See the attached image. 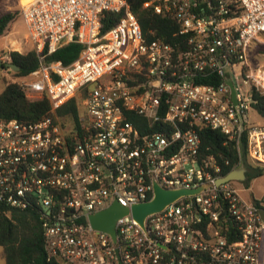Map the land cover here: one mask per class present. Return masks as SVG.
I'll return each mask as SVG.
<instances>
[{
  "label": "built area",
  "instance_id": "built-area-1",
  "mask_svg": "<svg viewBox=\"0 0 264 264\" xmlns=\"http://www.w3.org/2000/svg\"><path fill=\"white\" fill-rule=\"evenodd\" d=\"M144 7L176 20L182 41H149L127 0L22 3L41 65L20 85L32 101L47 95L51 114L0 123V204L37 210L47 255L61 264H264V204H247L235 181L217 185L221 168L201 153L204 129L239 150L246 133L250 158L264 167V125L249 120L253 89L263 94V85L246 71L264 33V0ZM106 12L122 18L103 33ZM73 42L84 46L75 62L45 63ZM75 98L78 121L60 118ZM155 183L204 189L148 215L144 227L131 211L120 217L116 242L93 228L91 216L116 201L129 209L152 201Z\"/></svg>",
  "mask_w": 264,
  "mask_h": 264
},
{
  "label": "trees",
  "instance_id": "trees-1",
  "mask_svg": "<svg viewBox=\"0 0 264 264\" xmlns=\"http://www.w3.org/2000/svg\"><path fill=\"white\" fill-rule=\"evenodd\" d=\"M150 0H127L131 12L137 17L144 36L149 41L162 40L177 45L182 38L177 35L179 23L171 17L156 14L153 9L145 8L144 4ZM17 14L9 13L0 18V32L13 22ZM122 18L121 14L106 12L102 16V32L106 33ZM84 46L73 42L65 45L49 55L45 63L61 62L70 65L75 62ZM8 61L18 68L15 71L17 78H26L40 68L41 61L33 49L27 53L10 51ZM2 63L3 69L7 68ZM12 70V69H10ZM253 109L264 118V94L253 89ZM51 114V104L47 95L41 100L32 101L27 98L25 89L19 83H6L0 93V123L3 121L20 120L36 122ZM57 114L62 119L78 121L79 110L77 99H72L61 107ZM132 122L144 121L140 118H131ZM201 153L214 156L221 168V175L226 176L242 166L247 170L246 181L243 183L249 188L253 180L264 176V167L249 161L248 134H244L240 150L235 141H229L225 135L211 129L201 132ZM242 156V159H240ZM261 206L259 200L253 201ZM39 213L35 209H14L0 204V247L3 248L5 264H61L49 259L46 251V240Z\"/></svg>",
  "mask_w": 264,
  "mask_h": 264
},
{
  "label": "rangeland",
  "instance_id": "rangeland-1",
  "mask_svg": "<svg viewBox=\"0 0 264 264\" xmlns=\"http://www.w3.org/2000/svg\"><path fill=\"white\" fill-rule=\"evenodd\" d=\"M23 0H0V18L6 14H17L16 19L11 22L3 33L0 32V57L10 51L27 53L33 50V43L30 40L26 22L22 16ZM247 62L253 79L260 80V86L264 94V33L259 34L248 50ZM22 78H17L15 71L0 69V93L4 90L6 83H22ZM248 88L247 85H245ZM249 120L255 125H264V118L257 111H249ZM249 161L253 163L249 156ZM244 169L242 166L236 170ZM233 186L238 189L240 197L247 203L259 200L264 204V176L253 180L248 188L243 182L235 181ZM0 264H5L3 248L0 247Z\"/></svg>",
  "mask_w": 264,
  "mask_h": 264
},
{
  "label": "water",
  "instance_id": "water-1",
  "mask_svg": "<svg viewBox=\"0 0 264 264\" xmlns=\"http://www.w3.org/2000/svg\"><path fill=\"white\" fill-rule=\"evenodd\" d=\"M5 66L7 68L12 69L13 71H18V68L11 63H6ZM1 68H2V64L0 63V69ZM228 85L231 88L233 102L236 105L237 93L234 84L230 80L228 81ZM246 172H247L246 169H239V170L235 169L232 172H230L228 175L219 179L217 181V185H221L233 181L244 182L247 179ZM203 189L204 187L195 190H185V189L167 190L161 188L157 183H155L154 185L155 196L152 201L134 205L131 209L127 207H123L116 201L108 209L93 214L90 218L91 224L93 228H95L96 230L109 233L112 236L113 240L116 242L117 241L116 222L120 217L127 215L131 211L134 216V219L142 227H144V221L148 215L161 212L166 206L175 202L177 199L187 195L198 194ZM260 215L264 219V210L260 211ZM117 254H119L118 250H117ZM119 264H123V263L120 261Z\"/></svg>",
  "mask_w": 264,
  "mask_h": 264
},
{
  "label": "bare ground",
  "instance_id": "bare-ground-1",
  "mask_svg": "<svg viewBox=\"0 0 264 264\" xmlns=\"http://www.w3.org/2000/svg\"><path fill=\"white\" fill-rule=\"evenodd\" d=\"M26 2H27V0H23V1H22V3H26Z\"/></svg>",
  "mask_w": 264,
  "mask_h": 264
}]
</instances>
